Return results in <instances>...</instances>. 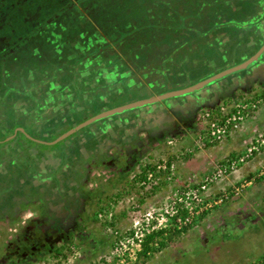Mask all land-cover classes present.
Returning <instances> with one entry per match:
<instances>
[{
  "label": "rangeland",
  "instance_id": "1",
  "mask_svg": "<svg viewBox=\"0 0 264 264\" xmlns=\"http://www.w3.org/2000/svg\"><path fill=\"white\" fill-rule=\"evenodd\" d=\"M23 1L0 0V137L28 131L0 143V264H264V68L153 104V127L129 110L48 142L145 84L184 88L250 55L261 37L229 17L256 1ZM119 128L136 142L114 143ZM134 219L155 234L128 262Z\"/></svg>",
  "mask_w": 264,
  "mask_h": 264
},
{
  "label": "flooded vegetation",
  "instance_id": "2",
  "mask_svg": "<svg viewBox=\"0 0 264 264\" xmlns=\"http://www.w3.org/2000/svg\"><path fill=\"white\" fill-rule=\"evenodd\" d=\"M256 1V4H255V6H256V8H255V10L253 11V12H251V8H250V14H246V12H247V9L246 10H242V14H241V16H243L244 15V17H242V18H238V19H231L232 17V15L229 17V21H234L235 23H237L238 24V26L240 27L239 28V31H240V33L241 32H245V35L247 36V38H248V40H250V42H252V40H251V38L254 36V32H252V34L249 32V31H246V29L248 28V25L250 24L251 25V27H252V29L254 30L255 29V31H256V33L258 34V36L259 37H261V40L259 41V43L257 44V46H256V48L261 44V42L264 40V0H255ZM23 2H25V0L23 1ZM25 7V6H24ZM44 7V6H43ZM58 8V7H57ZM56 8V9H57ZM25 9V8H24ZM23 9V10H24ZM56 9H55V12L54 13H50L49 15H44V14H42L41 13V16H40V14L39 13H36V16L38 17V18H42V15L43 16H48V17H43V19L42 20H46L47 18H53L52 16H57V14H55V13H57V11H56ZM24 13H25V11H24ZM236 13V12H235ZM234 13V14H235ZM232 14H233V12H232ZM13 15V14H12ZM51 16V17H50ZM50 20V19H49ZM1 29V28H0ZM96 32L98 33V35H99V40H106V37H105V35L101 32V31H99V30H96ZM3 33H4V31H3ZM2 32L0 33V38H2ZM5 36H9V35H5ZM6 39H8V38H6ZM10 39V38H9ZM95 42V41H94ZM94 42H91L90 44H91V48H92V50H93V46H94ZM4 48V49H3ZM256 48L254 49V51L256 50ZM254 51H252L251 53H250V55L254 52ZM10 55H11V53H9L6 49H5V47H4V45L3 44H1L0 43V68L1 67H3V68H5V65H3L4 64V62H6L7 60H8V58H10ZM249 56V55H248ZM248 56H246V57H248ZM246 57H244V58H246ZM244 58H242V59H244ZM253 68H256V69H263L264 68V53H263V55H262V57L259 59V60H257V62H255L253 65H251V66H249V67H247V68H245V69H242V70H239L238 72H235V73H240L241 71H247L248 69H253ZM233 75H234V73H232ZM232 74L230 75V76H232ZM230 78H232V77H230ZM235 78V77H234ZM236 79H240V77H238V78H235L234 80L236 81ZM222 79H220V80H218L217 82H219V81H221ZM145 83V82H144ZM216 83V82H215ZM215 83H213V84H215ZM213 84H211V85H213ZM143 85V84H142ZM211 85H209V86H207V87H204V88H202V89H200V90H202L203 92H204V90H206V89H210L209 87L211 86ZM200 90H198V91H196V92H194L193 94H191V95H185V96H190L192 99H193V95L194 94H196L197 92L199 93V94H202L203 92L202 91H200ZM211 90H212V88H211ZM210 90V91H211ZM144 93H145V95L142 97V98H145V97H148V96H151V95H153V94H156L157 92H153V86H151V85H148V84H145L144 85ZM3 92H8V87H7V89L6 88H4L3 89ZM204 95H206V94H204ZM142 98H139V99H142ZM136 100H138V99H136ZM167 100H169V99H167ZM194 100V99H193ZM132 101H135V100H132ZM132 101H129V102H132ZM164 101H160V102H158V103H155L154 105H157V104H162ZM128 103V102H127ZM0 104H2V103H0ZM125 104V103H124ZM123 105V104H122ZM191 105L188 103L187 104V107H190ZM189 110H190V108H188ZM129 110H135L136 111V113H138V111L139 112H141L142 114H143V117H145L146 118V120L148 119L149 120V125L151 126V124H152V127H153V103H151V104H147V105H143V106H141V107H137V108H132V109H129ZM129 110H125V111H129ZM103 111V110H102ZM125 111H122V112H119V113H123V112H125ZM134 111V112H135ZM98 113V112H97ZM119 113H116V114H119ZM96 114V113H95ZM94 115V114H93ZM112 115H114V114H112ZM92 116V115H91ZM109 116H111V115H109ZM90 117V116H89ZM107 117V116H106ZM31 118H33V116L31 117ZM88 118V117H87ZM102 118H104V117H102ZM99 119H101V118H99ZM99 119H97V120H99ZM96 121V120H95ZM118 121V120H117ZM150 121H152V122H150ZM94 122V121H93ZM79 123V122H78ZM92 123V122H91ZM77 124V123H76ZM31 125V124H30ZM75 125V124H74ZM73 126V125H72ZM71 126V127H72ZM115 126H117V124H116V122H115ZM120 126V125H119ZM33 127V129L34 130H39V129H41L42 127L41 126H38V124H36V123H34V125L33 126H31V128ZM70 128V127H69ZM68 128V129H69ZM67 130V129H66ZM65 130V131H66ZM123 130H125L124 128H123ZM5 131H6V136L5 137H0V143H3L4 141H6V140H9V139H11L12 137L14 138V136H17V134H20V133H23V134H25V133H28V131H27V129H25L23 126H18V125H16V126H14V127H12L11 128V131H8L7 132V130L5 129ZM10 132V133H9ZM111 132V131H110ZM107 133V132H106ZM130 134H128V132H125V131H123L122 132V129H120L119 128V130H118V135L117 134H115V136H119V140H117L116 142H114V143H116L117 145H124V146H126L127 145V143H129V142H136V140H137V133L135 132V133H133V130L131 131V132H129ZM133 133V134H132ZM9 134H10V136H9ZM114 134V132H112V134H110V135H113ZM126 135V137H129V139L128 138H126V140H123V135ZM12 135V136H11ZM22 134H20L19 136H21ZM104 135V134H103ZM103 135H100V140H102V142H106V141H110V142H112L111 141V138L112 137H109L108 138V135L106 136H103ZM32 140H34V141H39V142H41L40 140H38V139H36V138H33L32 137ZM127 141H129V142H127ZM99 144H100V142H98ZM98 146V145H97ZM113 146H115V145H113ZM16 154V153H15ZM8 164V166L11 168V167H13L12 165L14 164V162H5V164ZM25 163V162H24ZM4 164V163H3ZM4 166V165H3ZM28 166H30V164L28 165ZM36 169H39V168H36ZM7 169H4V172L6 171ZM39 172H40V169L38 170ZM8 176H9V174H8ZM34 177V176H33ZM33 177H31V178H33ZM38 177H39V175L38 176H36L35 178L36 179H38ZM30 178V179H31ZM34 179V178H33ZM42 179V178H41ZM41 179H38V180H40L39 182L41 183V182H43V180H41ZM6 180H7V177H6ZM50 180L52 181L53 180V178L52 177H50ZM72 180L73 179H68V183L70 184L71 182H72ZM38 188H40V186H38ZM41 189V188H40ZM38 192H39V190H37ZM36 191V192H37ZM41 192V191H40ZM53 193L55 192V193H60V192H56V190H53L52 191Z\"/></svg>",
  "mask_w": 264,
  "mask_h": 264
},
{
  "label": "water",
  "instance_id": "3",
  "mask_svg": "<svg viewBox=\"0 0 264 264\" xmlns=\"http://www.w3.org/2000/svg\"><path fill=\"white\" fill-rule=\"evenodd\" d=\"M264 53V40L261 42V44L256 48V50L249 55L248 57L240 60L237 63H234L230 66H227L207 77H205L204 79H201L199 81H197L194 84H191L187 87L184 88H177V89H172V90H167V91H162V92H158L156 94H153L151 96L142 98V99H138L132 102H128L125 103L123 105H119L113 108H108L105 109L103 111H100L86 119H84L83 121L73 125L72 127H70L69 129H67L66 131L60 133L59 135H57L54 139H52L51 141H48L49 143H54L58 140H60L61 138L69 135L70 133L76 131L77 129L99 119L102 117H106L112 114H116L125 110H129L132 108H137V107H141L143 105H147V104H155L158 103L160 101H165L167 99H172V98H176V97H180V96H185V95H189V94H193L194 92L209 86V84H213L215 82H217L218 80L226 77L227 75H230L232 73L238 72L239 70L245 69L251 65H253L255 62H257V60H259L262 55Z\"/></svg>",
  "mask_w": 264,
  "mask_h": 264
},
{
  "label": "built area",
  "instance_id": "4",
  "mask_svg": "<svg viewBox=\"0 0 264 264\" xmlns=\"http://www.w3.org/2000/svg\"><path fill=\"white\" fill-rule=\"evenodd\" d=\"M232 118H233V116L230 117V118L227 117L225 119V121H224L225 122V125H224L225 127L229 123V120L232 119ZM210 125H211L212 129L209 130L208 128H205V130H206L205 133H206V135L211 136L212 140L216 141V139H219V137L222 135L223 129H221L220 126L215 125V123L214 124L211 123ZM250 148L253 149V146H251ZM232 167H233V165L230 164V168H232ZM148 176H149V174H148ZM200 188L203 189L204 185H201ZM190 193H194V191H191ZM186 219L187 218H185V220ZM132 228H133L132 233L129 235V237H127V238H125V240H123V242H125L126 244H128V245L133 247L131 249L132 250L131 253H127L128 257H126V258H127L128 262L130 261L128 258H131L132 254L134 253V251L139 249V247L141 245L142 237L146 233H149L151 230H153L154 227H153V225L149 226V222L146 219L144 221H139V220L134 219V220H132ZM115 233H116V231H115ZM118 236H119V233H118V235L116 236L115 239H118L119 238ZM119 242L121 243L122 241H119ZM120 261H121V259H120Z\"/></svg>",
  "mask_w": 264,
  "mask_h": 264
},
{
  "label": "trees",
  "instance_id": "5",
  "mask_svg": "<svg viewBox=\"0 0 264 264\" xmlns=\"http://www.w3.org/2000/svg\"><path fill=\"white\" fill-rule=\"evenodd\" d=\"M142 174H144L143 172H142ZM137 177H139V179H142L143 178V175H139V176H137ZM175 231H177V230H175ZM154 234L155 233H153V232H149V233H146L145 234V238H144V241L142 242V251H141V253H145L147 250H149V246H148V243L150 242V240H152V238H153V236H154Z\"/></svg>",
  "mask_w": 264,
  "mask_h": 264
}]
</instances>
